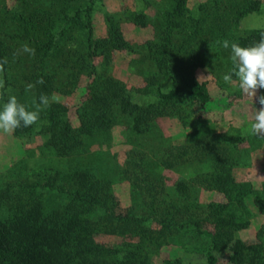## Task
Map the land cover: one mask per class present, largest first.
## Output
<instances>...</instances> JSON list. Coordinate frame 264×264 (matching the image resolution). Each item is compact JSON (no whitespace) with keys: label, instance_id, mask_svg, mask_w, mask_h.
<instances>
[{"label":"rangeland","instance_id":"1","mask_svg":"<svg viewBox=\"0 0 264 264\" xmlns=\"http://www.w3.org/2000/svg\"><path fill=\"white\" fill-rule=\"evenodd\" d=\"M180 4L181 0H0V58L8 60L5 99L15 95L30 105L33 96L50 98V107L36 124L10 134L0 132V188L16 196L29 189L34 199L22 205L12 195L8 206L29 208L40 201L49 209L59 207L66 199L50 190V184L66 181L74 169L88 168L107 176L118 212L128 209L141 219L126 235L94 232L97 243L117 246L124 252L120 256L133 257L136 264L141 259L144 264H203L212 245L194 228V222L207 226L202 208L224 203L227 197L235 205L250 188L244 210L238 205L236 221L242 222L231 237L246 245H264V213L259 211L264 210V139L248 132L260 105L238 84L223 83L222 76L231 68L229 51L215 43L258 35L264 29V0ZM133 13L144 14L142 22L133 21ZM179 30L194 32V37L184 43L187 34ZM90 31L102 47L93 58L95 76L92 68L80 65L79 55L94 46L85 37ZM115 31L132 49L112 50ZM161 35L175 37L174 51L179 46L185 50L163 70L151 55L161 48ZM53 36L55 51L46 45ZM22 44L34 48L35 56L14 55ZM37 75L44 83L26 92ZM98 75L121 84L120 91L112 93V119L107 128H82L84 107L100 105L90 89ZM157 88H179L182 99L159 100L154 95ZM146 89L149 94H143ZM198 91L206 95L203 102L196 100ZM3 103L0 100V106ZM88 128L89 137L83 134ZM229 137L240 141L232 144ZM6 206L0 202L2 217ZM92 212L89 219L112 223L100 208ZM219 253L225 256L226 251Z\"/></svg>","mask_w":264,"mask_h":264},{"label":"trees","instance_id":"2","mask_svg":"<svg viewBox=\"0 0 264 264\" xmlns=\"http://www.w3.org/2000/svg\"><path fill=\"white\" fill-rule=\"evenodd\" d=\"M181 3L179 6H183L185 0H181ZM199 8L201 9V7ZM91 10L90 3L87 10H85L87 17L85 29L88 28L90 23L89 12ZM143 17L144 14L142 13H133L131 19L142 22ZM165 20L166 18L163 15L162 20H160L162 25L166 23ZM62 24L63 22L58 26ZM28 26L27 28H30ZM30 26L35 28L34 24ZM85 29L83 30L84 34ZM58 31L56 30V33ZM180 32L187 34L186 38L182 39L184 43L194 37V32L179 30L178 33ZM261 33H264V29L258 35L252 34L239 39L237 42L242 47L251 46L259 41ZM85 37L88 45L91 47L94 44V46H92L93 49L89 48L88 53L86 51L84 56L79 55L80 58H83V63L80 65L82 68L88 66L92 68L91 74L95 76L93 58L101 53L102 47L99 41L94 43L91 31ZM112 37L113 41L114 39L117 40L112 41V50L132 49L117 31L112 32ZM54 39L55 36L47 39L46 45L55 51L57 41ZM160 39L161 48H158L151 55L155 59L157 67L163 70L166 68V62L175 60L177 56H180L179 51L184 52L185 50L182 46H179L180 50L174 51L175 37L164 39L161 35ZM50 53L53 54V52ZM72 57L77 62V56L72 55ZM2 60L0 58V61ZM4 69L2 78L6 80V65H4ZM37 79H42V76L37 75ZM120 87L121 84L110 76H97L90 89L94 92L100 105L84 107L87 112L84 111L80 115L82 128L86 125L90 128L94 124L104 125L105 128L109 127L112 119V93L117 90L120 91ZM142 91L143 94H149V92H146L147 89ZM179 91V88H175L162 92L161 89L157 88L154 95L159 100L171 103L174 100L182 99ZM5 94V88L0 90V100L4 102L7 101ZM99 95L102 97H99ZM195 95L196 100H202L203 102L207 99L203 91H198ZM89 128L83 132L88 137L90 135ZM228 139L232 144L240 141L236 137H229ZM69 173L66 181H61L58 185L50 184V190L55 191L60 198L66 199V203L55 208L44 207L40 201L31 204L29 208L28 206L19 205L8 206L13 198L17 203L21 202L22 205H29L34 199L27 193L29 189H21V196H16V193H12L13 190H9L7 187L0 188V202L7 205L6 215L4 217L0 216V264H136L133 257L120 256L121 250L117 246L99 244L93 239L92 235L94 232H112V234L126 235L131 224L141 219L135 217L134 213L128 209L124 213L118 212V202L113 188L111 190L110 181L105 179L107 176L88 168L74 169ZM146 176L147 174L144 175V177ZM249 190L250 188H247L245 196L235 205L233 199L227 197L228 201L224 203H208L209 207L206 204L207 208H202V210L205 209L206 214L203 219L207 222V226L201 227L200 224L194 222V228L198 233L206 235L211 240L212 245L204 255L203 264H221L222 262H227V264H264V245L261 242L246 245L238 239L233 241L231 237V232L233 233L234 229L238 228L242 222L241 220L236 221L239 218L238 213H240L238 205L244 210L246 200L250 198V195H248ZM261 202L262 200L255 201L257 207L260 208ZM94 208H100L101 214L105 218L107 216L112 223L89 219ZM259 211L262 214L264 213L262 209ZM220 251H226L225 256L219 255ZM121 254H124V252L121 251ZM138 262L144 264V259L138 260ZM165 263L174 264L168 261Z\"/></svg>","mask_w":264,"mask_h":264},{"label":"clouds","instance_id":"3","mask_svg":"<svg viewBox=\"0 0 264 264\" xmlns=\"http://www.w3.org/2000/svg\"><path fill=\"white\" fill-rule=\"evenodd\" d=\"M219 47L229 51L231 68L222 76L225 84H238L240 91L260 105L251 117L248 132L253 137L264 139V95L257 96L260 89H264V33H261L258 42L251 46L242 47L238 42L227 39L215 42ZM27 54L35 56V49L27 44H22L20 50L14 55ZM8 63L7 58L0 61V74L4 72V65ZM235 78V79H234ZM43 79L35 83H28L26 92H31L37 85H42ZM5 82L0 77V89H4ZM10 92L11 89H8ZM50 107L48 95L40 94L33 96L30 105H25L17 100L15 95H9L7 101L0 106V132L4 134L13 133L18 128H28L38 122L41 112Z\"/></svg>","mask_w":264,"mask_h":264}]
</instances>
